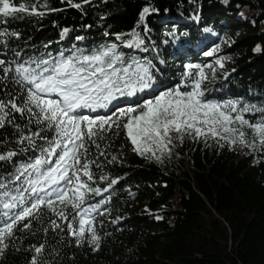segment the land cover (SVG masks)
Instances as JSON below:
<instances>
[{"label":"trees","instance_id":"1","mask_svg":"<svg viewBox=\"0 0 264 264\" xmlns=\"http://www.w3.org/2000/svg\"><path fill=\"white\" fill-rule=\"evenodd\" d=\"M13 2L18 6L34 0ZM47 3L63 10L44 16L18 12L0 17V31L21 34L8 44L10 49H23L22 57L60 51L67 55L73 48L90 51L115 42L125 59L147 60L154 65L153 91L136 94L131 101L100 110L99 115L135 106L175 87L189 63L215 68V72L205 68L208 79L201 87L206 99L264 106V0H92L82 11L61 0ZM145 6L158 11L146 17L147 31L144 24L136 29L144 44L127 48L115 41L111 34L130 32ZM64 28L71 31L62 39ZM105 31L110 35L106 37ZM78 36L84 39L77 40ZM217 45L218 51L205 55ZM258 45L261 51L255 52ZM0 53H4L0 58H14L2 46ZM221 57H230L222 61L223 68L216 64ZM260 115L248 113L244 118L255 121ZM17 123L24 124L18 115ZM244 130L251 142V130ZM12 131L10 127L0 129L9 134ZM107 143L111 144L108 158L116 155L120 162H105L104 172L123 179L110 192L88 201L110 197L104 205L109 212L96 219L100 249L93 251L87 243L76 247L64 233L49 230L45 234L47 221L55 219L45 209L43 223L34 222L32 232L36 234L17 231L15 246L0 258V264H28L30 246L45 242L44 258L52 264H264V149L185 136L183 142L174 141L171 154L158 161L133 152L122 132ZM92 151L98 155L96 149ZM11 170V165L0 167L5 179ZM93 170L97 176L101 174ZM3 211L0 207V213ZM52 249L59 255H49Z\"/></svg>","mask_w":264,"mask_h":264},{"label":"snow or ice","instance_id":"2","mask_svg":"<svg viewBox=\"0 0 264 264\" xmlns=\"http://www.w3.org/2000/svg\"><path fill=\"white\" fill-rule=\"evenodd\" d=\"M61 3L82 11L92 0ZM62 10L51 8L47 0L21 2L18 6L13 0H0V17L5 18L18 12L44 16ZM156 11L145 6L136 27L111 35L127 48H139L144 39L136 29L144 24L147 31L146 17ZM70 31L62 29L61 38ZM20 35L0 31V46L9 49L14 57L0 58V129H13L10 134L0 132V167L11 165L13 169L7 171V179L0 173V207L5 209L0 213V258L15 246L17 231L36 234L32 232L34 222L43 223L45 209L55 216L43 228L45 234L49 230L64 233L76 247L87 243L93 251L100 249L96 219L109 212L104 205L110 197L96 203L88 201L110 192L123 179L104 172L105 162H120L116 155L108 158L111 144L107 142L111 136L122 132L133 152L158 161L164 154H171L174 141L183 142L185 136L205 140L211 137L217 143L224 140L231 145L264 149V106L206 99L201 85L208 79L205 68L215 72L210 64L189 63L175 87L135 106L117 107L109 115L92 116L84 114V110H107L119 97H132L152 88L155 77L151 61L125 59L115 42L90 51L73 48L67 55L60 51L56 55L48 52L22 57L23 49H10L8 44L12 38L20 39ZM104 35L110 33L105 31ZM218 50L219 45L205 55L212 56ZM254 51L260 52V46ZM225 59L230 57L218 58L216 64L223 68ZM248 113L261 115L249 121L244 118ZM17 115L23 125L17 123ZM245 127L251 130V142L246 140ZM93 148L98 155L94 156ZM26 153L29 155L24 159ZM18 157L22 159L17 160ZM93 169L101 174L97 176ZM100 183L105 186L100 187ZM46 248L47 242L31 245L28 264H52L44 258ZM48 254L58 256L59 251L52 249Z\"/></svg>","mask_w":264,"mask_h":264},{"label":"rangeland","instance_id":"3","mask_svg":"<svg viewBox=\"0 0 264 264\" xmlns=\"http://www.w3.org/2000/svg\"><path fill=\"white\" fill-rule=\"evenodd\" d=\"M218 67H219V65H218ZM153 85H152V88H150V89H147V90H145V91H143V92H137L136 94H141V93H148V92H151V91H153ZM135 94V95H136ZM135 95L134 96H132V97H119L117 100H115V101H113L112 102V104L111 105H109V106H113V105H120V104H122L123 102H128V101H131L134 97H135ZM100 110H103V109H98L96 112H90L89 110H84V114H97Z\"/></svg>","mask_w":264,"mask_h":264}]
</instances>
